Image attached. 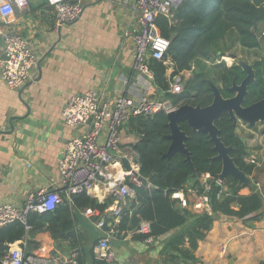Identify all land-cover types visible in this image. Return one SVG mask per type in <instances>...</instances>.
<instances>
[{"label": "crops", "instance_id": "0c3cea01", "mask_svg": "<svg viewBox=\"0 0 264 264\" xmlns=\"http://www.w3.org/2000/svg\"><path fill=\"white\" fill-rule=\"evenodd\" d=\"M73 1L81 5L79 18L59 26L54 9L45 0L32 1L28 10L16 12L7 21L0 18L3 31L27 38L37 55L31 78L20 87L9 88L0 78V204L21 207L28 193L43 188L57 191L62 201H67L72 215L73 227L63 237L54 238L48 230L34 234L27 243L31 255L25 256L26 264H92L93 247L100 238H107L115 253L112 264H264L263 150H248L258 160L249 175L256 183L242 185L239 190L240 195H249L254 187L263 198L262 207L256 216L215 215L193 250L185 236L178 248L190 250L193 259L174 249L165 250L167 242L184 227L170 229L148 242L137 229L117 232L121 215L114 222V232L109 224L99 227L98 218L106 217L115 201L113 193L102 185L83 192L99 204L106 203L102 210L72 202L74 194L68 196L61 182L58 160L67 141L89 125L70 127L64 123L61 112L71 95L94 89L104 102L112 103L118 96L136 100L145 94L175 107L154 82L140 76L133 67L135 0ZM3 49L0 37V56ZM216 53L224 59L221 51ZM200 59L205 63L206 59ZM219 59L212 66L220 64ZM194 62L190 70L181 72L184 82L197 72ZM172 71V67L166 69L167 82ZM251 130L249 127L253 133ZM118 135L124 150H133L141 138L128 122L120 126ZM249 157L244 160L248 162ZM198 180L202 182L201 176ZM194 181L186 182L184 189L174 192L171 198L179 208L193 214L211 213L208 199H204L206 193L193 186ZM144 185L149 187L147 182ZM129 206L127 202L126 209ZM232 207L238 209V204ZM93 209L101 215L88 213ZM142 222L150 227L148 221ZM19 243L17 240L8 246Z\"/></svg>", "mask_w": 264, "mask_h": 264}, {"label": "trees", "instance_id": "16d2710c", "mask_svg": "<svg viewBox=\"0 0 264 264\" xmlns=\"http://www.w3.org/2000/svg\"><path fill=\"white\" fill-rule=\"evenodd\" d=\"M156 24L160 34L169 40L165 56L172 60V75H175L190 70L196 58L211 59L217 42L231 31L236 34L234 41L242 47H259L260 41L255 30L261 26V31L264 32V0H183L172 9L171 18L159 15ZM262 38L264 42V33ZM221 65H213V70L215 74L224 71L220 79L224 83H230L234 70L224 69ZM149 66L153 71V82L175 107L184 103L201 106L210 103L211 97H206V93L209 92L208 81L211 78L208 80L203 70H196L197 72L184 82L182 92L176 94L167 92L166 66L163 62L150 59ZM235 67L240 74L237 80H240L245 73L238 66ZM255 69L256 79L250 84V88H258V95L261 97L264 90V64L257 62ZM128 125L141 137L132 148L137 155L139 173L149 183V187L143 185L135 188V197L129 201V208L120 216L115 227L117 232L137 229L141 221L150 223L149 234L152 236L176 227H184L167 242L165 250L174 249L184 257L193 259L190 250L195 249L197 241L205 236L215 215L225 214L237 218L249 214L256 216L262 207L263 198L254 187L249 195H240L239 190L245 185L238 186L236 179L228 176L225 183H216L221 171V161L211 160L215 155L213 144L207 134L192 131L186 121H180L179 125L188 135L186 147L191 154L195 172L181 152H175L168 158L164 156L170 144L166 137L170 129L164 110L153 115L133 116L128 120ZM216 125L220 129L219 135L224 144L232 146L229 154L235 164L248 176L251 175L254 164L244 160L248 154L247 146L235 133V127L228 116L222 115ZM204 173L211 176L210 189L206 192L211 213L193 214L179 208L177 201L171 198L172 194L183 190L189 180H195L193 186L203 190L198 177ZM71 199L76 206H89L100 210L106 206V203L99 204L86 193L74 194ZM233 203L238 204V209L232 207ZM71 219V209L67 201L63 200L53 210L30 212L25 222L15 221L1 227L0 259L8 250V243L17 240L22 243L25 256H30L28 244L34 234L48 230L54 238L63 237L64 232L73 227ZM142 236L145 237V234ZM185 236L189 238L190 250L178 248ZM78 264H81V261H78ZM92 264L108 263L93 256Z\"/></svg>", "mask_w": 264, "mask_h": 264}, {"label": "built area", "instance_id": "2783aa9c", "mask_svg": "<svg viewBox=\"0 0 264 264\" xmlns=\"http://www.w3.org/2000/svg\"><path fill=\"white\" fill-rule=\"evenodd\" d=\"M32 1L34 0H0V18L7 21L16 12L28 10ZM45 1L55 11L57 26L79 18L82 11L81 5L73 0ZM182 1L135 0L136 25L131 34L133 67L140 76L151 82L154 75L149 66L150 59L162 61L166 69L173 68L172 60L165 56L169 40L160 34L156 18L159 15L171 18L172 9ZM0 37L4 42L3 56L0 58V78L9 88H18L31 78L37 64V55L28 39L14 31H3L0 26ZM169 79L167 92H182L184 78L181 73L171 74ZM172 108L169 104L145 94L136 100L118 96L112 103H107L94 89L73 94L66 102L61 112L64 123L70 127H89L67 141L58 160L61 182L68 196L92 190L100 185L113 193L115 201L112 211L106 217L98 218L99 227L109 224L110 231L114 232V222L125 211L127 202L135 197V188L145 184L141 180L135 151L124 150L120 145V126L133 116L153 115L160 110L166 112ZM123 159H126L129 169L124 167ZM249 161L255 164L253 159ZM201 178L202 182L199 183L206 193L210 189L211 176L204 173ZM216 183L221 184V181L217 178ZM204 199L207 202L206 195ZM61 201L57 191L41 188L28 193L21 207L9 203L0 204V228L15 221L25 222L30 212L53 210ZM88 213L101 215L97 209L89 210ZM137 230L145 234V242L154 237L149 234L150 227L147 222L140 223ZM93 254L96 259L108 264L115 260V253L107 238L97 241ZM0 264H26L22 243L10 245L1 257Z\"/></svg>", "mask_w": 264, "mask_h": 264}, {"label": "water", "instance_id": "95a60500", "mask_svg": "<svg viewBox=\"0 0 264 264\" xmlns=\"http://www.w3.org/2000/svg\"><path fill=\"white\" fill-rule=\"evenodd\" d=\"M227 55L232 59L237 57L233 53H228ZM2 56L3 54L0 58ZM237 65L245 73V76L239 84L233 80L230 87L226 86V90L232 94L231 96L225 97L220 87L209 81L208 95L211 96V101L208 105L201 106L200 104L191 105L184 103L166 111L170 129L166 137L170 140V144L164 156L168 158L175 152H181L185 155V160L192 171L195 172L191 154L186 147L188 135L179 125V122L184 120L192 131L207 134L212 142V150L215 155L211 160L221 161V171L218 174V179L225 183L226 178L230 176L237 180L238 186H242L252 185L256 181L235 164L233 157L229 154L232 146L224 144L219 135L220 129L217 127L216 122L222 115L226 114L232 126L235 127L236 134L241 132L238 126L239 122L246 123L249 127H255L257 123L264 125V97L249 105H244L245 97L248 95V85L255 80L256 75L252 65L248 62L240 60ZM122 163L126 169H129L126 159H123ZM141 180L146 183L144 178H141Z\"/></svg>", "mask_w": 264, "mask_h": 264}, {"label": "rangeland", "instance_id": "374dc122", "mask_svg": "<svg viewBox=\"0 0 264 264\" xmlns=\"http://www.w3.org/2000/svg\"><path fill=\"white\" fill-rule=\"evenodd\" d=\"M256 34L261 33V26H258L256 28ZM261 31V32H260ZM236 38V34L233 33L232 31L229 32L225 38H223L222 40L218 41L216 46L214 47V49L212 50L213 54H212V58L211 59H207L205 60V63L202 61L203 59L200 58H196L195 62L193 64L194 66V70H203L206 74H208V78H210V75H212L213 73L215 74L213 67H212V63H214L215 61H217L219 59L218 54L216 53V51H221L224 52L226 54L228 53H234L237 55V62L238 61H253L255 58V54L259 55L260 53L256 50H251V49H247L244 47H241L237 44V42H235ZM223 54V53H222ZM226 54H224V60L225 63L227 65H231L234 63V61L228 57ZM207 61V63H206ZM219 61H223V59H219ZM218 61V62H219ZM207 64V67L206 65ZM187 80V79H186ZM239 128L241 129L240 132V137L245 141V144L247 146V144H251V146L248 148L247 146V156L250 155V157L248 159L250 160H254L255 164H258V160L255 158V154L252 153V150H263V155L264 156V125L261 123H257L255 127H252V132L250 133L249 131V127L246 123L243 122H239L238 123ZM251 151H248V150ZM252 154V155H251ZM254 156V157H253ZM249 164H252L250 161H248Z\"/></svg>", "mask_w": 264, "mask_h": 264}, {"label": "flooded vegetation", "instance_id": "af4514ba", "mask_svg": "<svg viewBox=\"0 0 264 264\" xmlns=\"http://www.w3.org/2000/svg\"><path fill=\"white\" fill-rule=\"evenodd\" d=\"M263 31L261 32V33H259V34H257V37H258V39H259V41H260V45H259V47H252V48H247V49H251V50H256V51H258L260 54L259 55H256L255 54V58H254V60L253 61H249L248 63L249 64H251L252 65V67H253V69H254V71H255V75H256V69H255V64L258 62V63H262V64H264V42H263ZM241 46V45H240ZM242 47V46H241ZM223 54L221 55V56H224V54H226V53H224V52H222ZM234 54V53H233ZM227 55V54H226ZM236 55V54H235ZM228 56V55H227ZM237 56V55H236ZM229 57V56H228ZM237 57L236 58H234V59H232L233 61H234V63L233 64H231V65H227L226 63H225V60L223 59V61H221V63L220 64H222L221 65V67L223 66V68L224 69H232V70H234V73L233 74H231L232 76H231V82L230 83H224V82H222L221 81V76H222V74H224V71H222L220 74H212L211 76H210V80H212L218 87H220V89H221V91H222V93L224 94V96L225 97H229V96H231L232 94H230V93H228L227 92V90H226V86H228V87H230L231 85H232V82H233V80H235V82L236 83H240V81L243 79V77L240 79V80H237V78H238V76L240 75V74H238L237 73V71L238 70H235V69H238V68H236L235 66H238L237 65ZM247 62V61H246ZM233 67V68H232ZM227 75V74H226ZM245 76V75H244ZM208 80H209V78H207ZM255 79H256V76H255ZM255 81V80H254ZM253 81V82H254ZM252 82V83H253ZM251 84V83H250ZM250 84L248 85V95L245 97V101H244V105H249V104H251V103H253V102H255V101H258L259 99H261V98H263L264 97V90H263V95L260 97L258 94H259V92H258V88L257 89H251L250 88ZM209 93L207 92L206 93V97L207 96H209L208 95ZM211 97V96H210ZM221 118V117H220ZM249 127V126H248ZM235 129V128H234ZM237 135H239V134H237ZM240 136V135H239Z\"/></svg>", "mask_w": 264, "mask_h": 264}]
</instances>
